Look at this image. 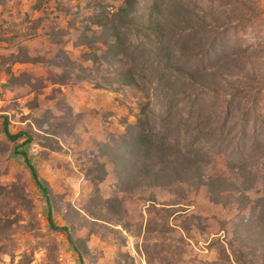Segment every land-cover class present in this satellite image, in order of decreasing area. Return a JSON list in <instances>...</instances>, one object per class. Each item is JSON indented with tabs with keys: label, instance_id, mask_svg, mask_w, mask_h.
<instances>
[{
	"label": "rangeland",
	"instance_id": "obj_1",
	"mask_svg": "<svg viewBox=\"0 0 264 264\" xmlns=\"http://www.w3.org/2000/svg\"><path fill=\"white\" fill-rule=\"evenodd\" d=\"M151 2L48 0L39 11L33 9L36 0L0 4V57H7L0 64V186L16 184V192H23L29 202L26 208H8L15 212L4 215L10 223L0 235V247L6 250L0 253V264H16L23 257L25 264H79L61 230L66 225L72 238L86 240L83 264H209L216 259L215 240L231 238L239 218L249 216L248 209L238 211L233 202H211L204 189L178 183L135 187L136 165L129 161L123 170L108 161L119 152L126 127L134 124L140 109H160L148 87L123 82L130 62L107 49L116 43L112 27L119 37L125 35L114 16L125 5H131L134 23L127 25V41L135 43L150 34L145 20ZM257 4L264 7V0ZM89 17H98L102 25L91 24ZM257 24L255 32H239L244 46H263L264 19ZM31 26L36 34H27ZM51 27L66 31L61 43L49 39ZM20 47L40 61L12 62ZM59 51L81 76L77 82L55 81L63 70L46 59ZM258 66L264 71L259 61ZM139 75L135 73L137 80ZM2 116L11 133L24 128L34 132L27 151L49 190L55 205L53 224L59 230L47 223L44 199L29 169L12 156L11 143L1 131ZM203 175L227 176L224 157L213 155ZM71 216L73 227L67 223ZM180 235L182 241L170 239Z\"/></svg>",
	"mask_w": 264,
	"mask_h": 264
},
{
	"label": "trees",
	"instance_id": "obj_2",
	"mask_svg": "<svg viewBox=\"0 0 264 264\" xmlns=\"http://www.w3.org/2000/svg\"><path fill=\"white\" fill-rule=\"evenodd\" d=\"M6 1L0 0V4ZM36 1L33 9L39 11L48 0ZM207 1L204 6L198 0H152L145 20L150 34L135 43L127 41L131 33L127 25L134 24L131 5L119 8L114 15L117 29L126 36L119 37L112 27L116 43L107 49L123 57L125 63L130 62L122 80L131 86L148 87L160 109L154 112L144 105L134 124L126 127L119 152L108 161L121 165L123 170L129 161L136 165L135 187L184 184L206 190L215 204L233 202L238 211L248 209L249 216L239 218L231 238L216 239L212 244L216 259L209 264H264V71L258 66V61L261 67L264 65V42L251 48L244 46L239 36L247 29L257 31V20L264 19V7L257 4L259 0ZM87 20L102 25L98 17ZM35 26L27 34H36ZM65 32L51 27L48 36L59 44ZM62 54L59 51L46 61L63 70L55 80L58 84L75 83V78L81 76L73 72L71 61ZM6 58L0 57L1 66ZM14 61L37 63L40 58L31 57L26 48L20 47ZM135 73L140 74L138 80ZM2 119L1 131L11 143L12 156L22 159L29 169L44 199L47 223L59 230L53 224L55 205L49 190L27 151L34 132L24 128L11 133L7 118ZM213 155L224 157L227 176L203 175V166ZM102 172L105 176L106 171ZM123 175L128 176V172L123 171ZM16 189V184L9 189L0 186V235L9 228L5 217L15 212L7 209L26 208L29 203ZM11 201L15 204L8 207ZM72 220V216L67 218L70 227ZM61 230L78 263L83 264L86 240L72 238L67 225ZM170 239L182 241L183 236ZM4 251L0 247V253ZM16 264H25L24 257Z\"/></svg>",
	"mask_w": 264,
	"mask_h": 264
}]
</instances>
